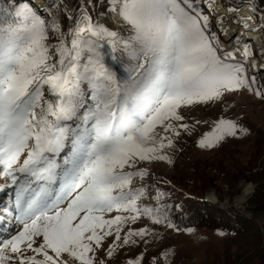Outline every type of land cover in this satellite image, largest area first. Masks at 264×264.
I'll return each instance as SVG.
<instances>
[{
  "label": "snow or ice",
  "instance_id": "snow-or-ice-1",
  "mask_svg": "<svg viewBox=\"0 0 264 264\" xmlns=\"http://www.w3.org/2000/svg\"><path fill=\"white\" fill-rule=\"evenodd\" d=\"M196 3L111 0L109 11L128 26L127 38L87 11L69 15L64 31L28 3L0 7V177L6 178L0 192L14 187L16 209V226L0 239V264H67L66 257L107 264L118 248L137 244L134 238L147 243V228L124 225L141 216L156 224L167 217L140 207L147 189L131 185L149 175L141 162H173L167 149L190 128L182 107L242 90L264 100V87L245 66L251 38L243 49L221 46ZM251 19L235 23L259 31ZM102 42L136 62L128 81L107 66ZM239 132L246 129L221 118L198 147L214 149ZM142 261L141 255L128 264Z\"/></svg>",
  "mask_w": 264,
  "mask_h": 264
},
{
  "label": "rangeland",
  "instance_id": "rangeland-1",
  "mask_svg": "<svg viewBox=\"0 0 264 264\" xmlns=\"http://www.w3.org/2000/svg\"><path fill=\"white\" fill-rule=\"evenodd\" d=\"M34 1L35 0H16V3L31 2L36 6ZM41 1L44 6L38 8L40 11L48 9V13L52 15H54V12L57 13V11H61L67 18L69 15L78 18L82 13L87 11L93 16L94 22H98L118 33L124 31L126 34H129L128 26L119 16L110 13L109 17L105 18L102 14L100 15L99 10L101 9V4L106 0H98L97 5L94 3V0H73V2L72 0ZM209 1L214 3H208L207 0H197L196 6L202 9L204 15L209 16L210 22L208 28L209 31L215 35H217L216 24L220 26L223 25L221 16L217 15H226L225 13L217 12L216 8L226 7L236 9L237 11L241 6H244L245 12L241 10L238 11V16H236V14L230 16L232 23L241 18L240 15L242 13V16H244L245 13L248 12V14H246L248 16L243 18L251 17L248 10L254 7L258 11H264L256 7L251 0L249 5L247 2H243L241 5L239 4L238 6L232 7L230 4H225V0ZM209 4L211 7H209ZM251 5L253 6L252 8ZM49 6H53L55 9H50ZM94 12H96L99 21L96 20ZM253 17H256V19L259 17L257 12H254ZM253 17H251L252 21ZM252 21H248V23L253 24ZM242 28L243 27H241L240 30ZM258 28L263 32L255 31L256 33H248L253 35L261 34L260 38L263 40L261 44L264 45V28ZM87 35L88 34L85 36ZM245 43L246 41L236 42L235 46L243 49ZM252 47L249 45L250 52L253 50ZM262 49L263 47H261L260 44L256 46L257 52H255L254 56L257 58L254 60L258 67L252 68L249 61L248 64L245 65L248 70V75H254L256 77L258 87H264V55L260 52ZM260 53L263 56H261ZM237 55L242 56V51ZM130 62L128 63L129 65L125 67L121 66V73L125 72L122 76H120V73L119 76H117L121 82L128 81L130 77L134 76L133 69L135 68L136 62L133 60ZM89 104H91V101H89ZM181 114L185 118L182 122L188 123L190 128L187 132L182 131L181 136L175 138L173 146L167 149V154L171 157L173 162H141L138 166L146 167L149 171V175L143 180L135 178L131 185L133 189L140 187H145L147 189V195L138 202L139 206L159 209L163 215L167 217V221L156 224L153 223L150 217L141 216L135 223L131 221L126 223L124 225L125 230L128 228H147L151 233L145 237L147 243L140 241L139 238H134L138 240L137 244H130L118 248L116 254L107 261V264H128L129 260H136L141 255L143 256L142 264H223L224 256H226L224 250L228 235L223 231L211 229L206 226L186 227V219L183 220L181 225H177V227L173 222L172 214L174 209L172 204H170L169 198H171L172 195L177 197L184 195L185 190L179 185L185 183L187 179H194L197 173H201L199 169L208 166L218 158L217 152L221 146L230 145L237 148L246 157L250 156V153L259 143L262 144V149L264 150V100L253 96L247 90H242L235 93H227L220 101H213L204 105L183 106ZM221 118L235 121L238 125L246 129V132H239L237 137H226L214 149L205 150L199 148V139L203 138L205 134L212 132L215 124ZM197 121H199V123H197ZM71 123H73V127H75L78 121ZM66 152L67 149L65 153L61 154V158L58 160L59 163H62L63 155H65ZM261 160L264 162V156ZM5 182L6 178L0 177V184H4ZM245 184L251 185V195L247 199V202L241 207L235 205V197L239 196L242 191L241 183H239L236 190H230L227 186L222 185L219 190L211 188L201 196L206 206H219L229 219H233V217H237L238 213L242 214L245 212L246 206L251 203L252 197L255 194V184ZM14 192L15 189L11 186L7 187L3 192H0V219L5 220V223L0 225V239L7 236L11 229L16 226L14 220V214L16 212L14 208ZM158 193H163L159 201L155 199ZM110 215L114 216L116 213ZM120 215L131 214L120 213ZM247 215L251 216L249 211H247ZM168 223H172L176 227L170 228L167 226ZM177 229L180 230L178 231ZM188 229L192 231L189 232ZM97 255L101 260L106 258V254L103 252H99ZM66 259L67 264H75L72 258L66 257ZM241 262L242 261H239L237 263Z\"/></svg>",
  "mask_w": 264,
  "mask_h": 264
},
{
  "label": "trees",
  "instance_id": "trees-1",
  "mask_svg": "<svg viewBox=\"0 0 264 264\" xmlns=\"http://www.w3.org/2000/svg\"><path fill=\"white\" fill-rule=\"evenodd\" d=\"M97 1L94 0L96 5ZM251 1L259 9L264 10V0ZM110 2L111 0L102 2L99 10L100 15L102 14L105 18H108L110 14ZM28 3L47 21L51 22L52 18L55 17L64 31L71 26L61 11L54 12L52 15L48 13V9L40 11L31 2ZM0 7L9 8L10 0H0ZM49 7L55 9L53 6ZM96 20L99 21L97 15ZM118 34L124 38L129 35L124 31ZM50 42L55 43L56 41L50 37ZM102 43H105L104 51L107 66L114 70L117 76L119 73L120 76L125 74V72L121 73V66L129 65L131 60L120 51L113 53L106 42ZM113 55L117 59H112ZM217 153L218 158L208 166L199 169L200 174L197 173L194 179H187L185 183L179 185L185 190L184 195L178 197L172 195L169 198L174 209L173 222L179 226L186 219V227L206 226L225 232L228 238L225 244L224 253L226 256H224L223 264H264V162L261 160L264 156V150L262 144L259 143L248 157L230 145L221 146ZM241 181L253 183L256 188L251 203L246 206L245 212L238 213L237 217L229 219L219 206H206L202 194L204 195L211 188L219 190L222 185L227 186L230 190H236ZM247 211L251 216L247 215ZM239 261L242 262L237 263Z\"/></svg>",
  "mask_w": 264,
  "mask_h": 264
},
{
  "label": "bare ground",
  "instance_id": "bare-ground-1",
  "mask_svg": "<svg viewBox=\"0 0 264 264\" xmlns=\"http://www.w3.org/2000/svg\"><path fill=\"white\" fill-rule=\"evenodd\" d=\"M36 1V2H35ZM34 1V3H36V4H38L40 7L41 6H43V2L41 1V0H35ZM207 1H209V0H207ZM245 2H247L248 3V5H249V2H250V0L249 1H246L245 0ZM241 3H243V0H225V4H230V6L232 7V6H238L239 4L241 5ZM250 4H252V3H250ZM253 6L251 5V8H252ZM250 9V8H249ZM253 9V10H252ZM251 10H248L249 11V13H250V16L251 17H253L254 16V12H257V14L259 15V17L256 19V17H253V22L257 25V27H261V28H264V11H262V10H257L255 7L254 8H252ZM246 14H248V12L247 13H245V15L243 16V17H245V16H248V15H246ZM221 23V22H220ZM259 23V24H258ZM249 25H250V27H255V26H253V24H250L249 23ZM222 27H221V30L222 29H224V30H228L229 31V33H227V37H231L232 35H235L236 33H239V31H240V36H242V35H248V36H250V38H251V40H257V42H258V44L260 43V45H261V47H264V45H262L261 44V41L263 42V40L260 38L261 37V34L260 35H253V34H249V33H256L255 31H251V30H246V29H244V28H242L241 30L240 29H236L237 27H234V26H232V27H230L229 29H227L226 27H225V25L223 26V25H221ZM224 27V28H223ZM259 31H260V29H259ZM258 31V32H259ZM249 32V33H248ZM261 33L263 32V31H260ZM85 34H87V33H85ZM251 35H253V36H251ZM223 37H225V35H223ZM253 40V41H254ZM257 60V59H256ZM252 64H253V67L254 68H256V67H258V65H257V63H256V61L255 60H253L252 61Z\"/></svg>",
  "mask_w": 264,
  "mask_h": 264
},
{
  "label": "built area",
  "instance_id": "built-area-1",
  "mask_svg": "<svg viewBox=\"0 0 264 264\" xmlns=\"http://www.w3.org/2000/svg\"><path fill=\"white\" fill-rule=\"evenodd\" d=\"M208 3H214L212 1H208ZM230 8H216V11L219 12V13H225L226 15H223V14H220L221 15V18H223L221 20L222 24L225 25V27L227 29H229L230 27L234 26V27H241V25H238L236 24L235 22L232 23L231 22V18L230 16H232V14H236V16H238V10L237 11H230L229 10ZM236 12V13H235ZM243 14V13H242ZM242 14L240 15V17H243ZM229 17V18H228ZM250 22L252 20H249ZM253 25L256 26V24L252 21ZM260 32V31H259Z\"/></svg>",
  "mask_w": 264,
  "mask_h": 264
},
{
  "label": "clouds",
  "instance_id": "clouds-1",
  "mask_svg": "<svg viewBox=\"0 0 264 264\" xmlns=\"http://www.w3.org/2000/svg\"><path fill=\"white\" fill-rule=\"evenodd\" d=\"M222 42L224 43V40H222ZM251 66H252V68H254L253 64ZM251 66H250V68H251ZM241 186H242V191H241L240 195L235 197V205L237 207H241L243 204H245L247 202V199L251 195V185L250 184H245V182L241 181Z\"/></svg>",
  "mask_w": 264,
  "mask_h": 264
}]
</instances>
